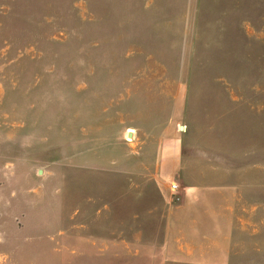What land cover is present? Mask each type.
I'll return each instance as SVG.
<instances>
[{
    "label": "rangeland",
    "instance_id": "rangeland-1",
    "mask_svg": "<svg viewBox=\"0 0 264 264\" xmlns=\"http://www.w3.org/2000/svg\"><path fill=\"white\" fill-rule=\"evenodd\" d=\"M0 264H264V0H0Z\"/></svg>",
    "mask_w": 264,
    "mask_h": 264
},
{
    "label": "built area",
    "instance_id": "built-area-1",
    "mask_svg": "<svg viewBox=\"0 0 264 264\" xmlns=\"http://www.w3.org/2000/svg\"><path fill=\"white\" fill-rule=\"evenodd\" d=\"M179 188L180 187L176 182H172L170 184L171 197L173 200H179L180 199V193L178 192Z\"/></svg>",
    "mask_w": 264,
    "mask_h": 264
},
{
    "label": "water",
    "instance_id": "water-1",
    "mask_svg": "<svg viewBox=\"0 0 264 264\" xmlns=\"http://www.w3.org/2000/svg\"><path fill=\"white\" fill-rule=\"evenodd\" d=\"M183 126L182 125H180V128H182ZM129 135H131V133H129Z\"/></svg>",
    "mask_w": 264,
    "mask_h": 264
},
{
    "label": "crops",
    "instance_id": "crops-1",
    "mask_svg": "<svg viewBox=\"0 0 264 264\" xmlns=\"http://www.w3.org/2000/svg\"><path fill=\"white\" fill-rule=\"evenodd\" d=\"M129 133H131V132H129ZM131 135H132V133H131ZM177 168V167H176ZM176 168H175V170H176Z\"/></svg>",
    "mask_w": 264,
    "mask_h": 264
}]
</instances>
